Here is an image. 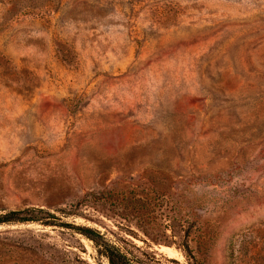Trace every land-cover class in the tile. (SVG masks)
<instances>
[{
  "label": "rangeland",
  "instance_id": "374dc122",
  "mask_svg": "<svg viewBox=\"0 0 264 264\" xmlns=\"http://www.w3.org/2000/svg\"><path fill=\"white\" fill-rule=\"evenodd\" d=\"M29 209L0 264H264V0H0V216Z\"/></svg>",
  "mask_w": 264,
  "mask_h": 264
},
{
  "label": "trees",
  "instance_id": "16d2710c",
  "mask_svg": "<svg viewBox=\"0 0 264 264\" xmlns=\"http://www.w3.org/2000/svg\"><path fill=\"white\" fill-rule=\"evenodd\" d=\"M43 213V214H41ZM41 214V215H39ZM55 218L49 214L43 212V210H24V211H9L6 214L0 216V225H10L16 223H31L36 222L44 226L53 225L51 223ZM184 228V226H182ZM91 233V230H87ZM187 233V231H186ZM185 233L184 237H187ZM186 239V238H185ZM104 250L101 255H104L109 264H143V262L134 255L133 252H130L126 248L116 247L114 245L105 242L103 246ZM182 248L185 251L189 250L188 243L183 241Z\"/></svg>",
  "mask_w": 264,
  "mask_h": 264
},
{
  "label": "bare ground",
  "instance_id": "6f19581e",
  "mask_svg": "<svg viewBox=\"0 0 264 264\" xmlns=\"http://www.w3.org/2000/svg\"><path fill=\"white\" fill-rule=\"evenodd\" d=\"M159 250L162 252V253H165L166 255H168L169 257H173L176 255V253L174 252L173 248H170V247H166V246H161L159 248Z\"/></svg>",
  "mask_w": 264,
  "mask_h": 264
}]
</instances>
